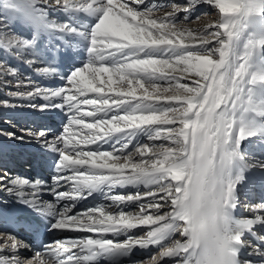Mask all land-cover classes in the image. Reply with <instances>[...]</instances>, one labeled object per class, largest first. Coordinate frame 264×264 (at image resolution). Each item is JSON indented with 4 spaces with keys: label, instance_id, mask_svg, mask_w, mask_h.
<instances>
[{
    "label": "snow or ice",
    "instance_id": "obj_1",
    "mask_svg": "<svg viewBox=\"0 0 264 264\" xmlns=\"http://www.w3.org/2000/svg\"><path fill=\"white\" fill-rule=\"evenodd\" d=\"M200 3L218 9L219 20L190 29L185 22H193L191 12ZM3 8L8 15L0 20V51L29 67L41 62L35 71L42 76L54 75L57 67L51 65L57 61L68 68L60 75L66 85L32 82L34 90L10 92L29 102L42 97L46 105L29 106L67 116L53 140L46 129L27 131L58 154L52 194L57 203L99 196L111 204L69 215L72 204L59 212L52 204L41 207L39 182L0 177V191L54 218L47 230L96 234L42 245L50 260L39 252L35 260L18 258L17 251L29 245L9 236L6 249L12 255L0 264H119L134 249L150 246L158 252L133 264H160L164 258H177L174 264H253L239 258L246 246L254 249L249 255H264L259 244L245 239L256 237L254 226L264 225V214L234 215L241 186L250 182L246 174L258 170L252 178L264 185V0H188L171 3L170 10L156 0H4ZM47 9L66 18L50 19ZM9 20L30 24L35 33L9 32ZM42 33L48 45L41 43ZM52 37L67 42L66 53L80 51L61 56ZM184 74L199 79L189 86L180 82ZM17 75L15 67L0 62V78ZM82 105L91 108L84 111ZM143 138L153 143L144 144ZM65 185L66 191H57ZM127 186L137 191L113 193ZM132 203L139 211L125 210ZM259 211L264 213V202ZM0 219L16 222L12 215ZM141 227L148 229L143 235H130Z\"/></svg>",
    "mask_w": 264,
    "mask_h": 264
},
{
    "label": "bare ground",
    "instance_id": "obj_2",
    "mask_svg": "<svg viewBox=\"0 0 264 264\" xmlns=\"http://www.w3.org/2000/svg\"><path fill=\"white\" fill-rule=\"evenodd\" d=\"M156 2L159 3H167L169 5V10H170V5L171 3H176V4H186L188 0H156ZM4 0H0V5L2 7L0 8V16L5 19L8 15L7 11L3 8ZM43 6V5H41ZM143 7V6H141ZM199 8V10H198ZM213 7L211 5L207 4H197L194 7V10L191 12V21L193 22H185L187 27L190 29H196V30H202L207 24L209 23H215L219 20V11L218 9H215L214 11L217 13L216 15L208 16V15H203L202 16V10L205 9L210 10ZM48 15L50 19H57L58 21H62L66 18V14L61 12V11H53L51 9H47ZM196 11V12H194ZM80 15V14H78ZM183 12L179 14L178 19H182L183 17ZM199 16L200 19L196 20L195 18ZM9 23L12 24V27L9 29V32L15 31L19 33L21 36H27L30 37L35 33V29L28 23L22 21V20H17L15 23H12L11 20H9ZM69 40L71 38H68ZM49 37L47 34H41V43L44 45L49 44ZM51 44L53 46H59L61 47L60 55L65 56L70 54L71 52H79L80 50L77 48H72L70 49V52H65L64 48L67 47V42L66 41H59L56 40L55 37L51 38ZM12 57V53H5L3 51H0V62H3L5 64V67H7L9 64H11L13 67H15L18 71V75L15 77L8 76L6 78H0V149L2 150L3 154L0 152V167L1 166H6L8 167L11 163L9 158H7V162L3 160V156H8L9 154L11 156L8 157H13V160L20 159L22 161L28 160V158L32 159H39L42 160L41 163V170L44 173H41V180L47 179L50 177L49 172L52 170H55V162L58 160V154H54L45 148H43L39 143L36 142L35 138L29 136L27 134L28 130H31L33 132H38L41 129H46L48 132L47 139L48 140H53L56 136L60 135L63 132V126L67 123V116L65 112L59 110V109H44V108H35L29 106V104H36V105H46L48 102L45 101L42 97H37L35 100L29 102L27 100H20L18 98L12 97L10 95V92L12 91H29V90H34V85L32 82H36L42 87H48V88H55L59 87L61 85H66V81L62 80L60 78L61 73H67L68 68L65 66L63 63H59L58 61L51 66L57 67V72L54 75L51 76H42L38 74L35 69L44 66L41 62H37L35 65L32 67H29L27 64L22 63L20 61H17ZM86 58V54H85ZM79 66H82L80 64ZM5 79L10 81L7 86L5 85ZM103 79H107V76L103 77ZM95 95L94 93H89V96ZM83 99V97H81ZM54 103L59 102V101H53ZM13 105V106H9ZM84 111L90 110L91 106L87 105H82L81 106ZM46 119H49L48 121ZM86 121H89L91 118L90 117H84ZM7 133H15L17 137L23 136V139H15V138H9ZM78 138V137H77ZM252 139H257V138H252ZM250 139V140H252ZM148 140L144 141V144H148ZM162 142H167V141H162ZM168 143V142H167ZM247 144V142H244L243 145ZM90 147H95V145H91ZM108 145H104V149H108ZM131 147V146H130ZM8 153V155H6ZM44 159V160H43ZM139 159V157H137ZM12 164V163H11ZM11 166V174L14 176H10V173L8 174L7 178L5 179H10L14 178L17 176H24V177H31L33 174L37 175L35 172H33L32 169L23 168L24 170H20L17 168L15 165H10ZM51 170V171H49ZM40 174V173H39ZM38 174V175H39ZM56 175V173H54ZM254 175H258V170H252L249 171L248 177L250 182L246 186H241L242 187H247L248 185L251 184V182L254 180L252 177ZM40 180V181H41ZM63 183V182H62ZM46 187L44 184H41V189H40V196H39V204L41 207H47L48 204L55 205V210L59 212L62 210L63 205L65 203L72 204V210L69 213V215H73L76 213H81L86 211L85 207L93 206L96 203V200H94L92 197H88L84 200H79V201H74V202H69V201H60L57 203L56 197L52 194L51 188L53 185L50 182ZM68 188V185H65L63 188L57 189V191H66ZM26 191H31L30 188L25 189ZM47 190V191H45ZM141 192L147 191L143 186H140L139 189ZM264 190V188H263ZM137 191L136 188L127 186L124 187V189H120L119 187H116L113 189L114 194H128V193H135ZM95 195V194H94ZM163 195V194H161ZM97 199L104 200L103 197H97ZM147 199V198H146ZM261 199L258 198V196H253V201L254 202H260ZM7 201V203H5ZM262 201H264V195L262 196ZM51 202V203H49ZM144 201H140L138 203H142ZM0 210L6 211L8 209V206L14 205L16 203V197L15 196H9L6 191H0ZM138 203H132L127 206L125 209L126 211H139V208H134V206ZM163 203V201H161ZM109 204V203H108ZM256 205V204H255ZM253 206V205H252ZM121 208H124V205L120 206ZM259 207L255 206L251 210H248L245 212L243 216H240V219H253L256 215L259 214H264L259 211ZM84 210V211H83ZM111 211H117L118 209L112 208L110 209ZM167 210V209H165ZM251 212V213H250ZM48 218L49 220H53V217H45ZM141 229V230H140ZM140 230V234H136V232ZM147 227H141L138 229L133 230L130 235H136V236H141L147 231ZM58 232V238L61 240L69 239V238H76L80 236H93L96 235L95 233H79V232H74L70 230H57ZM107 238L111 239L112 236L111 234H107ZM126 237L120 236L118 239L120 241H123ZM175 238L183 239L180 238L177 234ZM249 242L251 240L250 237L246 236L245 237ZM9 237L4 234L0 233V259H3L5 256L11 257L12 252L6 249V244L9 243ZM257 245V244H255ZM261 251H264V245L259 246ZM158 248L156 246H150L149 249L147 250H139V249H134L132 253L128 257H123L121 258L119 264H133V262L138 261V260H144L146 257H149L152 253L158 252ZM73 252H76V249L72 250ZM254 252L253 247L251 246H246L241 254H240V259L241 261H252L253 264H264V255H261L260 252H255L252 255H249V253ZM16 255L18 258L25 260V259H33L35 260L37 258V255H32L27 251L24 247L20 248ZM41 257L50 260L51 257L48 256L47 250H44L43 253H41ZM257 257V258H255ZM177 258H164L160 264H174V260ZM262 259L261 262L258 260ZM100 264H109L108 261L106 260H101Z\"/></svg>",
    "mask_w": 264,
    "mask_h": 264
},
{
    "label": "rangeland",
    "instance_id": "obj_3",
    "mask_svg": "<svg viewBox=\"0 0 264 264\" xmlns=\"http://www.w3.org/2000/svg\"><path fill=\"white\" fill-rule=\"evenodd\" d=\"M180 5H182L181 3H180ZM2 7V5H0V8ZM198 10H199V8H198ZM202 11V16L204 15H208V16H212V15H216L217 13L214 11L215 9H210V10H205V9H201ZM194 12H196V11H194ZM184 14V13H183ZM0 20H3V18L0 16ZM185 75V78L184 79H182L180 82L181 83H185V84H187V85H189V86H191L192 85V82H193V80H197V79H199L198 77H196V76H194V75H191V74H184ZM249 139H252V138H249ZM143 140L144 141H146L147 140V138H143ZM143 140H142V143H143ZM245 142H247L248 143V141H245ZM150 143H153L152 141H149L148 142V144H150ZM154 143H157V144H160V143H164V144H167V142L165 143V142H162V141H155ZM243 143L244 142H242V146H243ZM257 155H260V153L259 152H257ZM36 160V159H35ZM5 162H7V161H5ZM30 162H31V160L29 161V162H19V165H21V166H23L22 167V170H24L25 168H29V169H31V167H29L30 166ZM10 165H12L11 163H10ZM9 165V166H10ZM24 168V169H23ZM39 169V168H38ZM32 170H34V169H32ZM42 171V170H41ZM49 171H51V170H49ZM11 172V170L10 171H7V169H5L4 167H0V177H4V178H7V176H8V174ZM51 172H53L52 174L49 172L48 174H50V177L49 178H47V179H44V180H41L42 178H41V172H40V174L39 175H36V176H34V175H32L31 177H24V176H17V177H19V178H26V179H28L30 182H32V183H37V182H39V184L41 185V184H44V186L46 185V187L48 186V185H51V184H49L50 182L52 183V177L54 176V173H55V170L53 171H51ZM5 174H7V176L5 177ZM247 176H248V173L246 174ZM10 176H14V175H12L11 173H10ZM37 176H39V177H37ZM17 177H14V178H17ZM41 180V181H40ZM120 188V187H119ZM120 189H122V188H120ZM124 189V188H123ZM45 191H47V190H45ZM96 200V202H98V203H104V204H111V201H108V200H101V199H95ZM16 202H17V198H16ZM69 202H73V201H69ZM49 203H51V202H49ZM256 204V205H255ZM242 205H247V204H245L244 203V201H242V198H241V196H240V200H239V208L242 206ZM253 205V206H252ZM259 204L258 203H253V204H251L250 206H248V207H255V206H258ZM94 206V205H93ZM89 207H91V206H89ZM89 207H86L85 209L87 210ZM134 208H138V204H136L135 206H134ZM257 208H259V207H257ZM84 211V210H83ZM129 211V210H128ZM251 213V212H250ZM141 230V229H140ZM140 230H138L137 232H136V234H140V232H142V231H140ZM140 236V235H139ZM261 260L262 259H259L258 261L259 262H261Z\"/></svg>",
    "mask_w": 264,
    "mask_h": 264
}]
</instances>
